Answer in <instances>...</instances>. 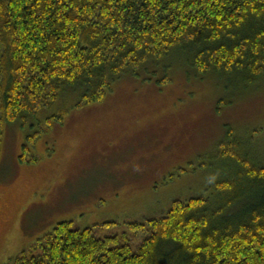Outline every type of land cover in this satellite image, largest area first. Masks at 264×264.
I'll return each mask as SVG.
<instances>
[{"label":"trees","instance_id":"obj_1","mask_svg":"<svg viewBox=\"0 0 264 264\" xmlns=\"http://www.w3.org/2000/svg\"><path fill=\"white\" fill-rule=\"evenodd\" d=\"M175 64L217 75L227 91L261 83L264 0H0V157L7 126L23 130L28 162L70 105L101 102L125 76L162 86ZM253 141L228 130L220 175L196 194L138 219L59 221L8 264H264V158Z\"/></svg>","mask_w":264,"mask_h":264},{"label":"rangeland","instance_id":"obj_2","mask_svg":"<svg viewBox=\"0 0 264 264\" xmlns=\"http://www.w3.org/2000/svg\"><path fill=\"white\" fill-rule=\"evenodd\" d=\"M178 65L162 86L125 76L101 102L70 105L63 123L35 140L28 162L19 160L23 130L5 128L0 264L30 254L59 221L83 227L138 219L196 194L219 177L222 164L214 155L228 130L252 137V153L264 158V79L227 91L217 75L197 79Z\"/></svg>","mask_w":264,"mask_h":264}]
</instances>
